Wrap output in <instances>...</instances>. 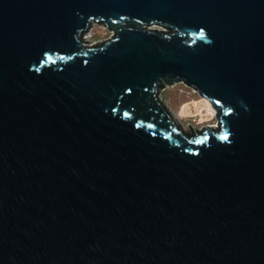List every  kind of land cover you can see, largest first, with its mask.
Listing matches in <instances>:
<instances>
[{"label": "water", "instance_id": "water-1", "mask_svg": "<svg viewBox=\"0 0 264 264\" xmlns=\"http://www.w3.org/2000/svg\"><path fill=\"white\" fill-rule=\"evenodd\" d=\"M0 264H264V0H0Z\"/></svg>", "mask_w": 264, "mask_h": 264}, {"label": "rangeland", "instance_id": "rangeland-1", "mask_svg": "<svg viewBox=\"0 0 264 264\" xmlns=\"http://www.w3.org/2000/svg\"><path fill=\"white\" fill-rule=\"evenodd\" d=\"M146 28L150 29V30H156V31H166L165 28L162 27H157V26H147ZM103 35L105 36V38L103 37ZM111 36V32H109L107 29H105L102 26H98V25H94L91 29H89L85 34H83L82 39L89 45H95L97 43L103 42L105 40H107L108 38H110ZM178 89V88H177ZM161 95V94H160ZM163 99V96L161 97ZM180 99V98H179ZM203 100L204 105L207 104V108L208 109H212L209 105V103L207 101H205L204 99H201L198 95H193L189 98H187L186 101H188L187 103L180 105V106H174V104L169 103L167 104V102L163 99L164 104L169 107V109L171 110V112L173 113L174 117L176 118V120L178 121L179 125L181 126L182 130L184 132L189 133V128L188 125L194 129H202L206 126H212V125H216V118H215V111H213V115L210 118L207 119H203L200 117V114H195V115H185L183 114V109L186 105H188L189 103H191L192 101H198V100ZM185 102V101H184ZM183 102V103H184ZM205 107V109H207ZM181 112V114H180ZM178 113V114H177Z\"/></svg>", "mask_w": 264, "mask_h": 264}, {"label": "crops", "instance_id": "crops-1", "mask_svg": "<svg viewBox=\"0 0 264 264\" xmlns=\"http://www.w3.org/2000/svg\"><path fill=\"white\" fill-rule=\"evenodd\" d=\"M183 84L177 83L173 85L172 87H165L162 90L159 91L160 96H163V99L167 102V104L172 103L174 106H180L184 101L189 98L188 96L181 94L180 89L183 88ZM178 88V89H177ZM180 98V99H179ZM178 114V113H177ZM181 114V112H180Z\"/></svg>", "mask_w": 264, "mask_h": 264}, {"label": "bare ground", "instance_id": "bare-ground-1", "mask_svg": "<svg viewBox=\"0 0 264 264\" xmlns=\"http://www.w3.org/2000/svg\"><path fill=\"white\" fill-rule=\"evenodd\" d=\"M203 99V98H201ZM206 101V100H205ZM207 104L204 105L203 100H198V101H192L191 103H189L188 105H186L183 109V114L185 115H195V114H200V117L203 119H207L212 117L213 115V109H208ZM205 107L207 109H205ZM211 107V106H210ZM212 108V107H211Z\"/></svg>", "mask_w": 264, "mask_h": 264}, {"label": "built area", "instance_id": "built-area-1", "mask_svg": "<svg viewBox=\"0 0 264 264\" xmlns=\"http://www.w3.org/2000/svg\"><path fill=\"white\" fill-rule=\"evenodd\" d=\"M179 91H180L181 94H184V95H186L188 97H191V96H193L195 94L197 95V92L194 89L189 88V87H187L185 85Z\"/></svg>", "mask_w": 264, "mask_h": 264}, {"label": "flooded vegetation", "instance_id": "flooded-vegetation-1", "mask_svg": "<svg viewBox=\"0 0 264 264\" xmlns=\"http://www.w3.org/2000/svg\"><path fill=\"white\" fill-rule=\"evenodd\" d=\"M177 128V127H176ZM192 128V127H191ZM199 129H197V131H198ZM184 134L183 135H185V136H187V137H190L191 135L190 134H188L187 132H183Z\"/></svg>", "mask_w": 264, "mask_h": 264}, {"label": "trees", "instance_id": "trees-1", "mask_svg": "<svg viewBox=\"0 0 264 264\" xmlns=\"http://www.w3.org/2000/svg\"><path fill=\"white\" fill-rule=\"evenodd\" d=\"M103 37L105 38V36L103 35ZM196 100H198V99H196ZM188 101H185L184 103H182L181 105H183V104H185V103H187Z\"/></svg>", "mask_w": 264, "mask_h": 264}, {"label": "snow or ice", "instance_id": "snow-or-ice-1", "mask_svg": "<svg viewBox=\"0 0 264 264\" xmlns=\"http://www.w3.org/2000/svg\"><path fill=\"white\" fill-rule=\"evenodd\" d=\"M225 139L227 138V137H224Z\"/></svg>", "mask_w": 264, "mask_h": 264}]
</instances>
